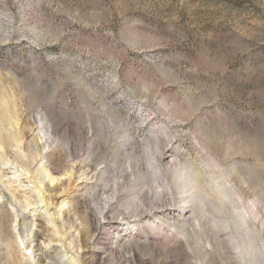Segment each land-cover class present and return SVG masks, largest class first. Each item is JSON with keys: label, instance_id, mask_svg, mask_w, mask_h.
Returning <instances> with one entry per match:
<instances>
[{"label": "rangeland", "instance_id": "obj_1", "mask_svg": "<svg viewBox=\"0 0 264 264\" xmlns=\"http://www.w3.org/2000/svg\"><path fill=\"white\" fill-rule=\"evenodd\" d=\"M0 145V264H264V0H0Z\"/></svg>", "mask_w": 264, "mask_h": 264}, {"label": "bare ground", "instance_id": "obj_2", "mask_svg": "<svg viewBox=\"0 0 264 264\" xmlns=\"http://www.w3.org/2000/svg\"><path fill=\"white\" fill-rule=\"evenodd\" d=\"M12 132V134H11V136H12V139H13V142L16 144V146H18L19 148H22V142H21V140H20V138H19V135H18V133L16 132V131H14V130H11ZM10 136V137H11ZM0 147H1V145H0ZM24 152V151H23ZM27 154H25V156H26ZM24 156V157H25ZM27 157V156H26ZM25 157V158H26ZM25 164H26V162H25ZM28 164V163H27ZM28 166V165H27ZM45 173H46V176L47 177H49L50 178V181L51 182H54L55 180H56V178L55 177H53L51 174H49L48 173V171H45ZM51 223H54L52 220H51ZM56 233L57 234H59V232L58 231H56ZM70 264H76V260H75V258L73 257L71 260H70Z\"/></svg>", "mask_w": 264, "mask_h": 264}]
</instances>
